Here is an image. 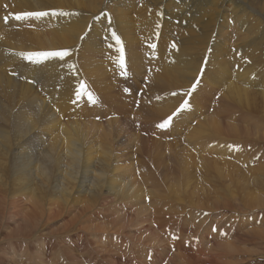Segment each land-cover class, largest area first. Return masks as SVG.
<instances>
[{
    "label": "bare ground",
    "instance_id": "6f19581e",
    "mask_svg": "<svg viewBox=\"0 0 264 264\" xmlns=\"http://www.w3.org/2000/svg\"><path fill=\"white\" fill-rule=\"evenodd\" d=\"M30 12L48 15L14 19ZM121 49L125 79L117 67ZM206 50L216 53L208 62ZM61 51L68 55L39 63L25 58ZM151 66L155 72L144 75ZM110 74L117 87L131 80L142 89L132 117ZM140 76L147 82L137 83ZM196 77L210 89L198 95ZM81 80L117 117L98 108L95 116L103 120L95 121L93 110L84 109L88 101L77 107L85 94V86L76 94ZM38 85L51 93L43 95ZM190 88L196 107L172 117L170 133H160L171 140L153 138L150 133L161 131L158 125ZM214 95L212 111L198 118L196 110ZM77 111L86 115L75 116ZM263 206L264 0H0V218L6 223L0 227V264H20L25 256L46 264L45 249H54L56 260L60 251L79 264L64 241L80 248L79 238L88 234L94 253L122 264L107 259L115 251L109 244L114 231L145 249L165 250L158 230L176 225L185 237L192 228L210 240L222 236L218 226L226 231L204 249L183 250L175 242L176 251L170 248L174 253L161 264H264ZM117 211L123 214L108 218ZM182 213L191 219L180 220ZM55 219L61 226L45 234ZM206 221L216 234L203 227ZM22 243L26 251L20 252Z\"/></svg>",
    "mask_w": 264,
    "mask_h": 264
},
{
    "label": "rangeland",
    "instance_id": "374dc122",
    "mask_svg": "<svg viewBox=\"0 0 264 264\" xmlns=\"http://www.w3.org/2000/svg\"><path fill=\"white\" fill-rule=\"evenodd\" d=\"M219 23V19L217 20V22H216V24H218ZM156 41V40H155ZM157 43H159V40L157 39ZM148 46H147V45ZM151 41L148 43V41L145 43V47H147V48H150V46H151ZM154 45V44H153ZM140 47L141 48H144V47H142V45L140 44ZM152 51H156L155 50V48H153L152 47ZM144 53V52H143ZM142 52H141V54H143ZM210 54H213V56L215 57V51L213 52V51H208V50H206L205 52H204V59L205 60H207V62H208V58H209V55ZM143 56V55H142ZM205 60H203V62L205 61ZM215 60V59H214ZM117 67H118V74H119V77H121V78H123V79H125V78H127L128 77V75H129V70L127 69V66H126V63H124L123 62V67H121L120 66V63L118 62L117 63ZM151 67H152V69H151ZM150 68L149 67H144V69H143V71H144V75H148V74H150V72H155V69H157V67H155L154 68V66H151ZM113 77H114V75L113 74H110V81H111V83H112V85L113 86H115V82H117L116 81V79L115 80H113ZM145 77H147V76H140L137 80H136V82L138 83V81H139V84H141L142 83V79H145L146 81L145 82H147V79L145 78ZM199 77V76H198ZM198 77H196L195 78V85H197V87L199 88V93H198V95L200 94V92H201V90L202 89H205V88H207L208 90L210 89V86L208 85V84H205L206 83V81H199V79H198ZM140 79H141V81H140ZM131 82V83H130ZM203 82H205V83H203ZM82 83V84H81ZM128 83H130L131 85H127ZM126 83H124L123 84V89H122V87L120 86V87H117V86H119V85H121V84H119V83H116V84H119V85H116L115 87H114V89L116 90L115 92H122L121 94L124 96L125 95V99H122L123 101L125 100L127 103H126V105L128 106V108L129 109H131L132 110V113L130 114V117H132L133 115H134V111L139 107V106H141L140 104H139V96L142 94V89H136V87H135V83L134 82H132L131 80L130 81H128V82H126ZM82 86H81V85ZM40 85H38V89H39V92L41 93V91H42V94L43 95H45V96H47V95H49L51 92H47L46 94H45V91H46V89L47 88H45V87H39ZM85 86V94L84 95H88V97H85L84 95L83 96H81L83 93H82V91L81 90H83L82 89V87H84ZM144 86V85H143ZM131 87V88H130ZM132 87H133V91H132ZM41 88H43V90H41ZM79 91H80V96H81V98H78V104H76L77 105V107H80L81 105H83L84 104V102H86V101H88V102H86L85 104H84V109H86V110H88L87 108H89V109H91V110H89V111H92L93 112V114H91V117H93V116H95V112H96V110H98V108H101L100 110H99V112H101V111H104L105 113H107V112H109L110 114L108 115L109 117H107V118H113V117H117V115L118 114H115L116 112L113 110V109H111L103 100H102V98L98 95V94H96L97 92L93 89V88H91V89H87L86 88V84L84 83V81L83 80H81L80 81V83H79V87L77 88ZM125 89V90H124ZM88 90V91H87ZM94 90V91H93ZM118 90H120V91H118ZM189 91V93L188 94H186L185 95V97L182 99L183 100V102H181V104L180 105H178L176 108H175V110L172 112V114H171V116L170 117H175L176 115H173V113H178L177 112V108L178 109H181V105L184 103V101H187V103H188V106L186 107L187 109H192V108H194V107H196V103L193 101V100H195L193 97H195L194 95H192V90H191V88L188 90ZM88 93V94H87ZM77 94V93H76ZM91 94V96H92V98L96 101V103H92L88 98H89V95ZM131 94H133V95H131ZM136 94V95H135ZM44 96V97H45ZM77 96H79V95H77ZM130 96V97H129ZM134 96H136L137 98H136V100L134 101L135 103L133 104L132 103V100H133V97ZM129 97V98H128ZM189 97H190V99H189ZM82 98H83V100H82ZM86 100H85V99ZM193 98V99H192ZM88 99V100H87ZM97 99V100H96ZM131 99V100H130ZM189 99V100H188ZM215 99H217V96H213V101H205V104L203 105L204 107H203V111L202 110H196L197 111V116H198V118H201V116H202V112H203V114L204 113H206L207 111L208 112H211L212 111V103H214V100ZM101 101V102H99V101ZM81 101V102H80ZM99 102V103H98ZM71 104H74V103H72V102H70ZM81 103V105H79ZM90 103V104H89ZM102 103V104H101ZM210 103V104H209ZM93 104V106H91ZM113 104V106H114V104H115V102L114 103H112ZM190 104V105H189ZM79 105V106H78ZM90 105V106H89ZM101 105V106H100ZM104 105V106H103ZM107 105V106H106ZM192 105V106H191ZM69 106V105H68ZM69 107H72L71 105L69 106ZM91 107H95L94 109L93 108H91ZM97 107V108H96ZM107 107H108V110H107ZM133 107V108H132ZM73 108V107H72ZM110 109V110H109ZM208 109V110H207ZM207 110V111H206ZM112 111V112H111ZM73 112H75V111H73ZM98 112V113H99ZM200 112V113H199ZM113 113V114H112ZM69 114H71V113H69ZM77 114H79L80 116H83V115H86L84 112H80V111H77L76 112V114H75V116H77ZM199 114V115H198ZM201 114V115H200ZM113 116V117H112ZM68 118V119H67ZM96 118V119H95ZM95 118L93 117V119L95 120V121H100V120H103L100 116H95ZM197 118V119H198ZM69 119H72V116L71 117H66V118H64L63 120H69ZM130 120H131V118H130ZM196 120V119H195ZM171 125V123H169V125H168V127ZM167 127V130H166V127L165 128H162L161 129V131L160 132H158V134H157V132H155V133H153V132H151L150 133V135L153 137V138H155V139H161L162 141H167V140H171V138H169L167 135H166V137H168V138H166L165 139V135H163L164 133H166V134H169L170 133V129ZM171 127V126H170ZM163 132V134L161 135L160 133H162ZM160 136V137H159ZM162 136V137H161ZM176 137V136H175ZM247 148H248V146H247ZM249 151L248 150H245L244 151V153L242 154L244 157L246 156V154L248 153ZM234 153L236 154L237 152H236V150H234ZM246 161V160H245ZM245 164H250V165H252L253 164V162L252 161H246V163ZM137 175V174H136ZM138 176V175H137ZM146 203H148V201H146ZM260 208H262V209H264V206L263 207H260ZM186 209H189V208H186ZM185 210V209H184ZM73 212V211H72ZM118 212V213H117ZM116 213L114 212H112L111 213V215L108 217L109 219H113V217L115 216V215H121V214H123V213H121L122 211H117ZM75 213V211L72 213V215ZM204 213V212H203ZM258 213H260V212H258ZM114 214V215H113ZM254 214H256V213H254ZM254 214H252L253 216H254ZM181 217V219H180V217ZM179 216H176V219H180V220H183V219H191L190 218V216L188 215V214H186V213H182V214H180ZM260 216V215H259ZM112 217V218H111ZM116 217V216H115ZM114 217V218H115ZM206 217V216H205ZM255 219V218H254ZM114 220V219H113ZM150 220V219H149ZM237 220V219H236ZM235 220V223H237V221H239V219L236 221ZM249 220H250V218H249ZM255 220H258V219H255ZM255 220H253L252 221V223H251V225H246L244 228L245 229H249V230H251V228L256 224V221ZM261 220V219H260ZM148 221V219H145V222H147ZM234 222V220H231V222ZM251 221V220H250ZM150 222H151V225H152V221L150 220ZM10 223H13V221L12 222H10ZM61 223H62V220L60 221V220H57V219H55L54 220V222H51V225L50 226H48V227H46L45 228V234H51V232L52 231H56V229H59V227L61 226ZM121 223L123 224V222L121 221ZM6 223H4L3 221H1V218H0V227H3L4 225H5ZM114 226H115V228H117L118 227V224L117 225H115V224H113ZM120 225V224H119ZM253 225V226H252ZM230 226V228H232L233 227V225H229ZM237 225H234V227H236ZM206 230L207 229H209V227H210V230L209 231H213L214 229H216V227H215V225L214 224H212V223H210V222H208V221H206L205 223H204V226H203ZM208 227V228H207ZM213 227V228H212ZM223 226H218L217 228H218V230L216 229V231H218V232H220V233H222V236H223V231L225 230L226 231V228L225 227H223V229L221 230V228H222ZM212 228V229H211ZM221 231H220V230ZM176 230H177V232H176ZM191 230V232L188 230L187 232H186V237L184 236V235H181V232L178 230V228H177V225L176 226H173L172 228H169V227H167V228H164V229H162L161 230V232L158 230V234H160L161 235V237H162V239L163 240H165V243H166V247L168 248V249H163L161 246H157V245H155V246H152V245H148V246H150L148 249H145V247H144V245H141V244H137L136 242H134V241H130L128 238H126V237H123V236H121V235H117L118 233H117V231H114V233H112L111 234V242L109 243L110 244V246L115 250V251H112L111 252V255H109V254H107V259H113V258H119V261L122 263V264H146L147 262L146 261H148V260H150L147 264H161V262H163L162 261V259L163 258H165V259H167L168 257H170V255L172 254V253H174L175 251H176V248H177V246H176V243H177V245H181V248L183 249V250H185V249H191V250H194V248L195 249H197V248H199V247H201V248H206L205 246H206V244L205 243H207V247L209 246L208 245V243H209V241H211L212 239H213V241H217V242H220V237H222V236H220L221 234H218V235H216V236H218V237H216V236H214L211 240L209 239L210 238V235L206 238L204 235H203V233L204 232H202L201 230H199L198 232L195 230V229H190ZM6 231V230H5ZM94 230H87V232L88 233H92ZM212 231H211V233H212ZM215 230H214V232H216ZM212 233V234H216V233ZM174 233H175V235H174ZM199 233V234H198ZM210 233V232H209ZM194 234H196V236L194 235ZM205 234V233H204ZM189 235V236H188ZM191 235V236H190ZM192 235H193V237H192ZM198 235V236H197ZM200 235V236H199ZM203 235V236H202ZM144 236V235H143ZM178 236V237H177ZM207 236V235H206ZM220 236V237H219ZM113 237V238H112ZM177 237V238H176ZM187 237H190L189 239H186ZM197 237V239H193V238H196ZM201 237H204V238H202L201 239ZM86 238L88 239V240H86ZM182 238V239H181ZM103 239V238H102ZM184 239H185V241L186 242H182V241H184ZM201 239V240H200ZM208 239H209V241H208ZM80 240L83 242V247H80V248H77L76 246H74L75 244H74V241H64V249L68 252V253H71V254H75V253H77L78 255H80L81 257H79L78 255H77V259L79 260V258H80V262L81 263H79V264H85V263H87V264H109V263H107L105 260V257L104 256H102L101 255V253H94V251L92 250V244H94V241H95V239H94V237L93 236H91L90 234H88L86 237H84V236H82V237H80L79 238V240H78V244L80 243ZM199 240V241H198ZM207 240V241H206ZM1 241H3V239H1ZM170 241H172L173 242V244H171L170 246H169V244H170ZM188 241H189V243H188ZM190 241L193 243V245L192 246H194V244H195V246L193 247V249L191 248V246L189 245L190 244ZM197 241H198V243H197ZM204 241V242H203ZM4 242V241H3ZM2 242V243H3ZM176 242V243H175ZM181 244H180V243ZM169 243V244H168ZM196 243L199 245L198 247L196 246ZM5 244H6V246H7V248H9V246H8V244H9V242H5ZM108 244V245H109ZM184 244L186 245V247H188V248H185L184 247ZM210 244V243H209ZM53 244L51 243V244H49V246H52ZM113 245V246H112ZM172 245H174V246H172ZM183 245V246H182ZM142 246V247H141ZM144 247V248H143ZM174 247V248H173ZM170 248H172V250H174V252L170 249ZM132 249V250H131ZM52 250H54V249H52ZM52 250H47V252H48V254H47V252H46V249H45V252H44V254H45V257L44 258H46V260H45V262H46V264H75V263H72V261H70V260H68L69 258L67 257V256H62L61 254H62V252H60L59 251V255H60V258H58L57 260H56V252L54 253V254H52L51 255V251ZM84 252H83V251ZM121 250V251H120ZM22 251H26V248H25V243H22L21 245H20V252H22ZM55 251V250H54ZM80 251V252H79ZM91 251H92V253H91ZM132 251V252H131ZM149 251V252H148ZM158 251V252H157ZM165 251L167 252V254L166 255H164V253H165ZM126 252H128V253H126ZM148 252V253H147ZM171 254H170V253ZM83 253V254H82ZM91 253V255H89ZM146 253H147V256H146ZM168 253H169V255H168ZM92 254H93V257L94 256H96L97 258H95L96 260L95 261H93L92 259H90V261L88 260H86V255H88V256H92ZM160 254V256H162V257H160V256H158V255ZM83 255H84V257H83ZM100 255V256H99ZM163 255H164V257H163ZM52 256V257H51ZM102 256V257H101ZM109 256V257H108ZM143 256H145V258L143 257ZM55 257V258H54ZM112 257V258H111ZM155 257V258H154ZM160 257V258H159ZM167 257V258H166ZM28 256H25V259L26 260H24V259H20L19 260V262H20V264H35L34 262H33V260L29 257L28 259ZM63 258H65V259H63ZM85 258V259H84ZM103 258H104V260H103ZM139 261H137L136 259ZM150 258V259H149ZM49 259V260H48ZM134 259V260H133ZM27 260L29 261L28 263H26L27 262ZM55 260V261H54ZM156 260H158V261H156ZM53 261V262H52ZM58 261H59V263H58ZM63 261H64V263H63ZM86 261V262H85ZM157 263H156V262ZM85 262V263H84ZM98 262V263H97ZM160 262V263H159ZM164 262H165V260H164ZM163 262V263H164ZM162 263V264H163ZM78 264V263H77Z\"/></svg>",
    "mask_w": 264,
    "mask_h": 264
},
{
    "label": "snow or ice",
    "instance_id": "6c2138e0",
    "mask_svg": "<svg viewBox=\"0 0 264 264\" xmlns=\"http://www.w3.org/2000/svg\"><path fill=\"white\" fill-rule=\"evenodd\" d=\"M45 15H48L47 12H35V13H24V14H18V15H15L14 19L15 20H24V19H27L28 17L30 16H35L37 18L39 17H42V16H45ZM7 19V17H5V20ZM112 37L114 39H116L117 43H119V37L116 36L115 33L112 34ZM152 47L154 48L155 45H152ZM174 47V45H173ZM121 51V57H120V66L123 67V52H122V49L120 50ZM68 55V52L67 51H61V52H44V53H29L26 55V59L28 60H31L33 63H39L41 59H47L48 57H51V56H59V57H63V56H66ZM195 87V85L193 86ZM80 94V91L77 90V95ZM89 100L92 102V103H95V100L92 98L91 94L89 95ZM188 106V103L187 101H185L182 105H181V109L183 108H186ZM181 109H177V112H179ZM173 115H176V113H173ZM172 117H169L168 119L164 120L161 124L158 125V127H161V128H165V127H168L170 121H171Z\"/></svg>",
    "mask_w": 264,
    "mask_h": 264
}]
</instances>
